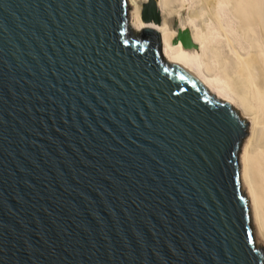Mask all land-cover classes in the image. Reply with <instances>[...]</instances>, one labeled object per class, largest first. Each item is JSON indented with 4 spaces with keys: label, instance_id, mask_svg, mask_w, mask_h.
<instances>
[{
    "label": "water",
    "instance_id": "95a60500",
    "mask_svg": "<svg viewBox=\"0 0 264 264\" xmlns=\"http://www.w3.org/2000/svg\"><path fill=\"white\" fill-rule=\"evenodd\" d=\"M130 5L0 0V264H264L251 118ZM141 18L160 23L156 0Z\"/></svg>",
    "mask_w": 264,
    "mask_h": 264
},
{
    "label": "bare ground",
    "instance_id": "6f19581e",
    "mask_svg": "<svg viewBox=\"0 0 264 264\" xmlns=\"http://www.w3.org/2000/svg\"><path fill=\"white\" fill-rule=\"evenodd\" d=\"M144 1L129 0L134 29L161 30L163 56L201 73L211 93L230 97L240 115L251 118L238 152L239 176L252 207L254 238L264 248V0H190L188 7L179 6L180 0H156L160 23L142 20ZM179 29H187L193 45L174 40Z\"/></svg>",
    "mask_w": 264,
    "mask_h": 264
},
{
    "label": "rangeland",
    "instance_id": "374dc122",
    "mask_svg": "<svg viewBox=\"0 0 264 264\" xmlns=\"http://www.w3.org/2000/svg\"><path fill=\"white\" fill-rule=\"evenodd\" d=\"M189 3H190V0H180V1L178 2L179 6H183V7H188ZM130 8H131V6H130ZM130 20H131V19H130ZM241 150H242V149H241ZM261 246H263V245H261Z\"/></svg>",
    "mask_w": 264,
    "mask_h": 264
}]
</instances>
